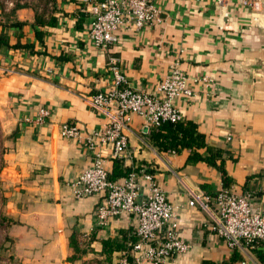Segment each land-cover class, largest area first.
Masks as SVG:
<instances>
[{"label":"crops","instance_id":"1","mask_svg":"<svg viewBox=\"0 0 264 264\" xmlns=\"http://www.w3.org/2000/svg\"><path fill=\"white\" fill-rule=\"evenodd\" d=\"M13 6L11 2L4 8L0 3V23L2 11L8 13ZM48 6L51 10L43 18L52 17L55 24L37 27L44 33L43 44L35 38L32 24L38 12L32 6L10 17L26 23L22 28L5 32L11 45L19 41L33 48L0 47V110L11 137L4 155L5 174L18 222L11 235L24 263L70 264L72 232L82 244L93 234L96 241L91 247L97 251L101 240L135 231L136 218L125 214L100 228L95 210L101 196L74 197L71 185L90 168L92 153L59 134L66 123L83 136L102 129L103 116L88 102L96 93L113 88V63L131 88L149 94L175 62L191 79L211 77L214 86L195 85L194 98L174 104L183 121L195 124L210 146L228 151L224 169L230 188L249 193L253 204L264 209V27L250 28L239 0H229L224 8L232 30L219 28L216 0H158L159 23L121 35L119 43L107 50L89 41V19L79 0H52ZM41 109L49 115L38 125L34 120ZM150 130L140 117L131 116L125 131L128 153L120 161L126 169L150 170L175 206L173 221L191 250L164 264H264L248 248L229 250L210 229L212 212L188 205L192 195L215 196L222 188L220 173L202 162L186 164L188 151H160L150 142ZM97 151L110 174L111 146ZM202 185H207L206 191ZM95 258L87 254L74 264ZM123 259L115 253L112 264H122Z\"/></svg>","mask_w":264,"mask_h":264},{"label":"built area","instance_id":"2","mask_svg":"<svg viewBox=\"0 0 264 264\" xmlns=\"http://www.w3.org/2000/svg\"><path fill=\"white\" fill-rule=\"evenodd\" d=\"M88 15V38L98 49L116 46L120 37L132 31L161 21L158 0H79ZM198 1V0H196ZM220 11L219 28L232 30L226 13L229 0H216ZM250 28L264 27V0H239ZM113 88L96 93L89 100V107L101 114L105 124L98 132L83 136L72 124H62V138L82 143L92 153L90 168L71 185L76 199L101 196L95 216L98 226L105 228L109 221L121 214L136 218L134 235L136 243L130 245L129 256L133 264H164L178 255L186 254L191 245L183 241L173 221L175 206L171 204L152 173L147 169L132 170L119 181L109 179L104 160L97 151L111 146L112 157L121 159L128 153L125 131L131 116L140 117L146 127L155 129L163 123L182 122L183 118L175 101H189L196 95L194 86L205 89L214 86L208 76L191 79L180 65L173 63L154 93L133 89L113 63L110 66ZM41 109L34 123L41 125L48 117ZM231 137H227L230 141ZM188 205L203 212H212L210 229L223 240L229 250L253 249L264 243V209L253 204L249 193H235L221 188L215 196L203 193L192 195ZM122 264H127L123 259Z\"/></svg>","mask_w":264,"mask_h":264},{"label":"trees","instance_id":"3","mask_svg":"<svg viewBox=\"0 0 264 264\" xmlns=\"http://www.w3.org/2000/svg\"><path fill=\"white\" fill-rule=\"evenodd\" d=\"M51 1L52 0H50L49 3H51ZM25 7V5H19L16 3L8 13L2 11L4 21L0 23L2 29L0 32V47L5 46L10 49L33 48V46L29 44L21 45L19 41L11 45L9 43L8 34L5 32L14 27L22 28L26 24L24 22L13 21L10 18L16 10ZM43 17L44 13L36 15L34 23L32 24L36 27V30L34 31L35 38L41 44H43L44 33L41 30H37V27H52L55 24V19L52 17H49L47 20ZM149 139L154 147L163 152L180 154L182 151H188L189 153L186 164L195 165L202 162L208 167L216 169L221 175L222 188L230 187V180L224 169V162L230 157L228 151L210 146L206 142L205 135L199 132L195 124L192 122L182 121L178 123H163L161 126L150 130ZM139 169L140 168H134L130 170L123 168L120 159H114L109 179L117 181L126 177L132 170ZM148 171L150 172V170ZM201 188L206 191L207 185H202ZM10 223L14 222L10 220ZM16 224L17 223H15V225ZM95 241V236L92 234L88 242L82 244L79 240V236L72 232L68 238V248L71 251L70 256L67 258L68 263L74 264L87 254H94L97 258L90 262H85L84 264H112L113 255L115 253H120L123 255L127 264H133L132 259L129 256L131 250L130 245L137 241V238L133 233L122 232L120 238L101 240L97 251L91 247V244ZM250 250L259 257L260 260L264 259V243ZM232 260L237 261L238 257L234 256Z\"/></svg>","mask_w":264,"mask_h":264},{"label":"rangeland","instance_id":"4","mask_svg":"<svg viewBox=\"0 0 264 264\" xmlns=\"http://www.w3.org/2000/svg\"><path fill=\"white\" fill-rule=\"evenodd\" d=\"M13 3L15 5H25L26 7L35 6L38 14H46L51 9L48 6L50 0H0V3L6 8L7 4ZM11 137L8 135V129L6 128V120L3 113L0 110V264H30L24 263L19 255L21 248L16 247L15 240L12 237V231L15 228L14 220V206L13 195L11 194V187L6 183L7 175L6 163L4 161V155L9 149ZM12 220L14 223H10Z\"/></svg>","mask_w":264,"mask_h":264}]
</instances>
